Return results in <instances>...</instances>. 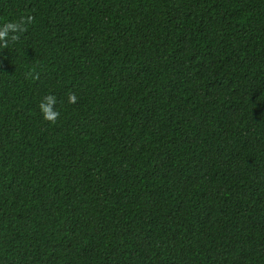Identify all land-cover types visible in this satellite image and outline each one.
Segmentation results:
<instances>
[{"label":"trees","instance_id":"1","mask_svg":"<svg viewBox=\"0 0 264 264\" xmlns=\"http://www.w3.org/2000/svg\"><path fill=\"white\" fill-rule=\"evenodd\" d=\"M26 15L0 264H264V0H0V26Z\"/></svg>","mask_w":264,"mask_h":264},{"label":"clouds","instance_id":"2","mask_svg":"<svg viewBox=\"0 0 264 264\" xmlns=\"http://www.w3.org/2000/svg\"><path fill=\"white\" fill-rule=\"evenodd\" d=\"M34 17L31 15L21 16L18 20H12L0 26V48H8L9 41H19L21 34L27 31V25L32 24ZM34 79L39 78V73H28ZM68 103L75 104L78 97L74 92H69L67 96ZM57 97L54 94H46L40 100L38 107L42 113L43 119L52 124H55L60 116L59 111L56 110Z\"/></svg>","mask_w":264,"mask_h":264}]
</instances>
